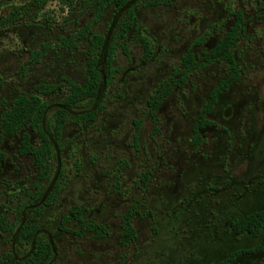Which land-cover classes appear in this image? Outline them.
Instances as JSON below:
<instances>
[{
  "label": "rangeland",
  "instance_id": "1",
  "mask_svg": "<svg viewBox=\"0 0 264 264\" xmlns=\"http://www.w3.org/2000/svg\"><path fill=\"white\" fill-rule=\"evenodd\" d=\"M158 2V60L147 64L140 77L135 78L143 82L142 92L152 91L156 81L158 90L162 85L164 89L170 87L158 109V133H154L149 121L143 122L142 150L138 153L141 161H132L124 172L112 170L117 157L129 156L128 152H123L125 143L121 138L127 136L125 132H131L130 112L137 107L132 105L126 112L120 108L121 104L108 99H113L111 92L121 90L120 78L125 68L131 66L130 57L141 56L142 48L135 32L131 31L126 38L117 41L114 63L118 71L108 89L111 94L104 99L107 108L115 107L124 114L121 124L124 126L112 149L115 157L107 164L101 163L100 158L97 165L91 164L88 160L101 149L102 143L89 141L83 151L76 148L64 158V149L74 144L73 140L66 141L59 152L64 159L63 180L56 202L46 206L41 214L31 212L29 216L43 226L40 233L43 237L50 234L58 264H216L230 252L238 248L249 250L260 241V235L234 233L225 226V219L227 215L237 216L241 210L245 214L264 208V0ZM18 5L26 7L27 11L22 12L19 19L0 25V79L3 81L0 106L2 101L28 91L38 80L58 82L67 77L82 82L85 78L90 40H77L76 48L70 51L58 46V38L92 19L91 3L76 0L72 6H66L60 0H42L37 7L33 0H0V16L7 15L11 7ZM154 6L143 8L154 9ZM237 10L243 13L245 28L232 47L240 74L227 90L218 94L206 115L215 125L200 130L202 142L196 146L192 131L195 116L209 99L210 91L228 76V64L217 58L202 68L195 66L185 77L174 75V70L182 66V57L188 50L194 52L197 64L201 63L203 53L233 24ZM115 14L112 5L107 7L92 24L93 32L108 33ZM122 18L123 14H119L117 21ZM117 27L111 29L108 41ZM152 28L151 35H154ZM144 37L152 48L153 36ZM43 43L52 47L37 61L39 55L32 57L30 53L37 52ZM63 94L60 90L44 99L53 104ZM72 117L73 114L68 115ZM73 128L67 124L66 136L74 132ZM33 138L37 140L35 134ZM5 144L8 157L15 151L17 140L7 138ZM157 153L158 163L155 164ZM79 155L85 156L81 163L76 162ZM20 164L18 177L36 176L28 159H22ZM56 168L54 157L50 179ZM95 168L98 172L103 169L105 176L94 178ZM146 170L152 172V176L139 190L135 172L139 171V175ZM228 176L243 182V187L217 190L213 194L200 190L209 185L220 186ZM251 176L262 180H256L246 190L244 184ZM6 178L8 176L3 181H8ZM32 178L29 177V181ZM114 182H118L121 189L106 190L105 186ZM13 184L10 182L7 189L0 185V214L10 222L18 204L27 202L28 194L34 191L27 189V181L24 190ZM184 195L187 200L180 205ZM72 205L84 208L83 217L105 223L109 228L108 236L96 239L89 231L77 235L60 230V218L68 214ZM130 205L136 211L132 217L136 237L125 246L120 243V221ZM64 226L79 229V223L74 221ZM28 247L20 246L17 255L27 252ZM10 249V232L0 231V264H13ZM231 264H264V249L241 254Z\"/></svg>",
  "mask_w": 264,
  "mask_h": 264
},
{
  "label": "flooded vegetation",
  "instance_id": "2",
  "mask_svg": "<svg viewBox=\"0 0 264 264\" xmlns=\"http://www.w3.org/2000/svg\"><path fill=\"white\" fill-rule=\"evenodd\" d=\"M158 3H159L158 0H152V1L151 0H149V1L145 0L144 2L142 0H126L125 5L122 8H120L119 10L116 9L114 4H109L107 6V7H109L112 5V8L116 12V14L114 15V17L112 19V23L110 25L109 32L106 34H102L104 36V39H105V44L106 45L109 44L114 39V36L120 30L121 23H123V22L126 23V21L127 22L129 21V18L131 19V16H129V10H132L134 13V17L130 21V23H131L130 28L127 30V33L125 34V36L124 35L118 36L114 40L115 51H116V45H117L118 39L126 38V35H128V34L130 35L131 31L135 32V37L138 39L139 45L142 48L141 56H139L137 59H135L134 57H130V59L128 60V64H131V66H127L125 68V70L123 72L124 74L120 78V80L123 84L121 87L122 91L121 90L120 91L115 90V91L111 92V93H113V99L108 97V99L117 102L118 105L121 104V106L119 105L120 108L125 109L126 112L131 110V108H133L132 105L133 106L137 105L136 110L135 111L132 110L130 112L131 113L130 114L131 115L130 120H131V124H132V127L130 128L131 132H128V133L125 132V134H127V136L124 135V137L121 138V140L125 143V148H124L123 152H128L129 156L128 157H117V162H116L117 164L113 165V167H112V170H114V171L124 172L125 168L129 169L131 167L130 164L132 161H141L140 160L141 155L138 153L141 152V150H142L141 149V140H142L143 122L149 121L150 124H153V126H154V133H158V109L162 103V99L168 94L169 89H170V87L166 88L168 90L163 94V91L166 89L163 88V85L160 82V86L161 85L162 86H161V89L158 90V81H156L155 87L152 91L142 92L141 87H142L143 82H140V81L137 82V80L135 79V78L140 77V75H141L140 72L145 70L147 64H149L152 61H155L156 59L158 60ZM150 5H155L154 9L151 7L143 8L144 6H150ZM105 9H104V11H105ZM152 10L155 11L154 14L150 13V12H152ZM93 11H94V9H93ZM119 14H123V18L121 21H117ZM94 15H95V11H94ZM141 19L144 20V22H145L144 24H141V21H140ZM90 21H88V22H90ZM95 22H93V23H95ZM87 23H85L83 26H80L77 30L73 31L72 33H69L66 35H61L58 38L59 39L58 46L65 47L66 49H68L70 51L74 50L76 48V46H77L76 41L77 40H80V39L90 40V44H89V47H88L87 53H86V64L84 67L85 68V78L83 79L82 82H79L77 80H72V79L67 78V77H64L63 79H61V81H58V82L57 81L47 82L44 80H38L35 83L31 84L28 91L18 93L15 96L11 97L10 100L2 101V104L0 106V112L3 110V107L5 105H8L17 95H19V94H26V95L36 94L37 91L35 90V86H38V85L43 84L45 87L53 86V89L51 90V92L43 95V98L45 96H49L50 94H52L54 92L57 93L60 90L62 92H64V94L61 95L57 101L53 102V104H50V102L47 100V109H46V115H45V120H48L51 118L52 119L51 124H54V121H56V115L58 114V110L61 108H64V110H65V113H64L65 114V121H64L62 128L60 129L59 140H58L59 142L57 144V142H55V140H54V155L50 161L51 166H52L53 158L56 157L57 168H56V171H55L53 178L50 179V176H49L50 174H49L47 179L42 183V185L38 184L37 183L38 171L35 170L32 156L22 154L19 151L20 137H17V136L13 137V139L17 140V145L15 146V151L10 153L9 154L10 156L7 157L5 154L6 152H5L4 147L6 145L5 144L6 139L9 137L3 136L0 139V142H1L0 152L2 153V156H0V185H2V186L5 185L4 188H6V189H7V187H9L10 182H13L14 183L13 185L17 186V189L22 188L24 190L23 185H24L25 181H27V183H28L27 186L29 185L27 189H31V190H53V184L56 183L57 179L59 178V183L61 182V180H63L62 179L63 178V176H62L63 175L62 163H63L64 159H63V157H61L59 155V152H60V150L62 151L63 148L65 147V144L67 143L66 141H72L73 140L74 144L69 145V146H67V148L64 149V151H65L64 158L67 157L69 155L68 153H70L72 150L73 151L76 150V148L83 151L90 144V142H92L94 144V143H98L99 141L102 143L101 149H99L97 152H95V154H93V157H91V160H88V162H90L91 164L97 165L99 158H100L101 163L107 164V163H109L110 159L115 157V154H114L115 151L114 150L112 151V149H113L114 142L118 141V139H119V132H121V130L124 126V125H121V124H123L124 114L122 112L118 111L117 108L113 107V108L109 109L104 104L105 103L104 99L111 94L110 92H108V89L112 85L115 74L118 71V66H116L114 63V56H113V61H112L113 70H112V74H111L109 79L106 77V74H105L106 72H108V67L105 65L103 58L99 57L98 68L104 75L102 77L103 79H102L101 83L99 84L98 91H97L96 95L94 96V98L92 99L91 102L87 103L86 105H78V106H73V107H66L62 103V100L66 96V93L68 91L67 82L69 80L76 82L78 84H83L86 81L88 53L90 52V49L92 47L91 36H92V34H101V33H94L93 32V30H92V24L93 23H92L90 26V31L86 34L85 37L84 36L81 37V36L77 35L74 38V41L70 42V43H68V42L65 43L64 40L69 39L72 35L78 34L80 32V30H82L83 27ZM115 25H118V27H117L115 33L111 36L110 41H108L109 36L111 35L110 31L112 28L115 27ZM152 26L155 29L154 35H151V34H153ZM144 35L153 36V40H154V46L152 45V48H151L152 52H151L150 56L146 57V58H142L143 53H144L143 42L144 41L148 42L146 40V38L144 37ZM51 47H52V45L43 43L41 45V47L37 50V52L39 53V57H38L39 59H37V61H40L41 57H43L45 55V53ZM208 49H210V48H208ZM188 52H192L194 54V52L191 50H188ZM114 55H115V53H114ZM92 56H100V54L98 52H96ZM183 57H182V59H183ZM194 57H195V54H194ZM100 64L103 65V68L100 67ZM236 64H237V62H236ZM182 66L180 68H183ZM239 74H240V70H239ZM170 79H171V77H170ZM133 84L135 85L134 90L131 89ZM137 85H138V87H137ZM124 102H125V104H124ZM138 113L140 114V116H138ZM69 114H73V117L68 118ZM85 114H87V117L85 116ZM196 116H195V119H196ZM67 124H71L72 126H74V128H73L74 132L73 133L70 132L69 136H66V132H65V128L67 127ZM194 125H195V122H194ZM194 125L192 127L193 136H194ZM208 126H212V125H208ZM45 129H46L47 133L50 132L46 126H45ZM28 132L31 134V142L34 144H37L38 143L37 135L35 133H32L31 131H28ZM33 134H35L37 140L35 138H33ZM157 136H158V134H156V137ZM10 139H12V138H10ZM83 157H85V156H83V155L77 156L76 162H80V163L83 162L84 161ZM24 158L28 159L30 161L31 167L33 168V171L34 170L36 171L35 177L29 176V177H33L31 181H29L28 176L26 178H20L16 175V174L21 173L20 169L22 168V166L20 163H22V159H24ZM145 161H147V158ZM6 163H7V166H5ZM157 163H158V153L155 156V164H157ZM101 167L103 168L102 165H101ZM153 168H156V167L152 166V169ZM157 168H158V166H157ZM138 172L137 171L135 172V175L137 176V178L139 180V185L137 187L139 190H142V188L147 184V181L149 180V178L152 176V172H150L149 170H146L145 172L139 173V175H138ZM93 174H94L93 177L97 178V179L100 178L101 176H105L103 169L100 172H98V170L95 168ZM145 175H147V178H145L146 177ZM7 176H8V178H6V179H8V181H3V179ZM231 178L232 177L228 176V179H225L220 186L209 185L207 187L201 188L200 190H202V193H204V194H213L217 190H231V187H236L235 190H240L239 188L243 187V182H238L235 179L231 180ZM256 178H257V176H251L249 178V180H247L245 182L244 187L246 190H248L250 185L252 183H255L256 180H258V181L262 180V179L259 180L258 178L257 179ZM127 179H129V178H127ZM132 181H135L134 177H133ZM141 185L143 187H141ZM105 187H106V190H120L121 189V186L118 182H116V183L114 182L111 185L108 183ZM13 189H14V187L11 186V190H13ZM185 200H187L186 195H184V198L182 199V201L179 202V204L184 205ZM43 201H44V199L37 200V201H31V199H29L27 202L24 203L25 206L20 212L18 211V208H19V204H18L17 209H15V211H16L15 217L11 221V222H16L14 230L1 231V232H10V238H11V249H10L11 251H10V253L13 256L12 257L13 258V264L14 263L18 264L19 262L24 261L27 257V252H25L22 255H17V249L20 247V245L16 241V237H15L16 231L18 230L19 226L22 225L24 222L34 221V219L30 218L29 216L32 215L31 212L38 213L36 211V207H38ZM188 202H189V200H188ZM80 207L82 210L81 216L83 217L82 214H83L84 208H82V206H80ZM131 208L134 209V207L130 205L121 216V221H120L121 232L123 231L122 230L123 216ZM259 210H264V208L252 210V211L245 213V214L241 210L240 213L237 214V216L227 215V217L225 219V226L229 227L233 231V229L231 228V225H232L234 220L241 219L242 217H244L248 214H251L253 212L259 211ZM172 212H174V210H172ZM41 213H39V214H41ZM134 213H136L135 209H134L133 214L130 216L131 224H132V217H133ZM61 219L62 218H60V222H61ZM85 219L93 221L89 217H86ZM93 222H95V221H93ZM95 223L102 224L105 227V233L102 234L101 236H95L92 233L93 237H95L96 239H100V238H104V237L108 236L109 228L106 226V224L103 222H95ZM39 225L41 226V229L39 231L41 233V232H43L44 228H42L43 226L40 223H39ZM132 226H133V224H132ZM234 233H236V232H234ZM236 234H238V233H236ZM40 235H43V234H40ZM47 238L50 240V234L47 236ZM126 245H129V243ZM253 252H255V250L251 251V250H244L242 248H238V249L230 252V254H228L227 257L220 259L216 264L223 262L224 260H227L228 258L231 257V255L233 253H235V255H234L233 259L231 261H229L228 264H231L236 259V257L241 255V254H249V253H253Z\"/></svg>",
  "mask_w": 264,
  "mask_h": 264
},
{
  "label": "trees",
  "instance_id": "3",
  "mask_svg": "<svg viewBox=\"0 0 264 264\" xmlns=\"http://www.w3.org/2000/svg\"><path fill=\"white\" fill-rule=\"evenodd\" d=\"M75 1L76 0H60V2L66 6H72ZM33 2L37 7H40L42 0H33ZM87 2L91 3L95 15L78 34L72 35L67 40L63 39L65 43L73 42L77 35L85 37L90 31L91 24L100 18L104 9L109 4H114L116 9L119 10L125 5L126 0H82V4ZM26 11L27 8L23 6L18 5L11 7L7 15L0 16V25L19 19L22 12ZM129 16H131V19L129 18V21H126V23H121L120 30L114 36V39L107 45L105 44V39L102 34H92V47L88 53L86 81L83 84H78L71 80L67 82L68 91L62 100V103L66 107L86 105L91 102L96 95L99 84L104 75L98 68L99 57L103 58L105 65L108 67V72L105 74L108 79L110 78L113 70L112 61L115 53L114 40L116 37L125 36L127 33V30L130 28V21L134 17L132 10H129ZM244 29L243 13L240 10H237L235 12L233 24L229 26L223 36L212 47H210L207 52L203 53V61L201 63L197 64L194 54L188 52L182 59L183 68H176L174 70V75L185 77L195 66L198 65V68H202L205 65L214 62L217 58L224 59L228 64V76L220 80L217 86L212 89L209 95V100L204 103L196 116L193 136L194 144L196 146L202 142L200 129L215 124V122L208 119L206 115L216 103L218 94L223 90H227L239 76V68L236 64L232 47L239 36L244 33ZM143 45L144 53L142 58L149 57L152 52L151 47L146 41L143 42ZM96 52H98L100 56H92ZM30 54L32 57L39 55L38 52H31ZM36 58L37 57H34V59ZM2 83L3 81L0 79V88L2 87ZM52 89L53 86L45 87L43 84L35 86V90L37 91L36 94H19L8 105H5L0 112V139L3 136L9 138L16 136L20 137L19 151L22 154L32 156L35 170L38 171L37 183L40 185H42L50 174V161L54 155V140L58 144L60 129L65 121L64 108L58 110L54 124H51V118L45 120L47 101L43 98V95L51 92ZM167 90L168 89L164 90L163 94ZM85 116L87 117V114H85ZM45 126L49 129L50 134L46 132ZM26 128L37 135V144L31 142V134ZM0 156H2L1 152ZM145 176V178H147V175ZM61 188L62 184L61 182L59 183L58 178L56 183L53 184V190H34L32 193H29L28 195L30 196L31 201L44 199V201L36 207V211L41 213L45 206L56 202ZM24 206V204L20 205L18 211L20 212ZM133 212L134 209L131 208L123 216V231L120 233V243L122 245L130 243L136 237V230L130 222V216ZM81 213L82 210L79 205H72L69 208L68 214L62 217L58 228L64 232H73L77 235H81L86 231L93 233L95 236H101L105 233V227L102 224L85 219L81 216ZM68 221L79 223V229L74 230L65 227L64 223H67ZM15 224L16 222H10L0 214V231L14 230ZM231 228L238 234L247 233L252 237L260 235V241L258 244L249 250L264 249V210H259L248 214L241 219L234 220ZM40 229L41 226L35 221L24 222L19 226L15 235L16 241L20 246L29 245V247L26 259L18 264H58L55 258V245L51 240L40 235ZM235 253H233L227 260L218 264H228L229 261L233 259Z\"/></svg>",
  "mask_w": 264,
  "mask_h": 264
}]
</instances>
